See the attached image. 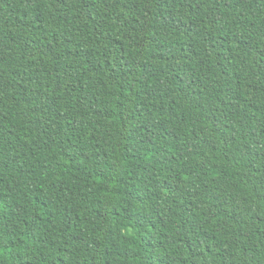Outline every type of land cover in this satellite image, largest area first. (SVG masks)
<instances>
[{
	"label": "trees",
	"instance_id": "1",
	"mask_svg": "<svg viewBox=\"0 0 264 264\" xmlns=\"http://www.w3.org/2000/svg\"><path fill=\"white\" fill-rule=\"evenodd\" d=\"M0 264H264V0H0Z\"/></svg>",
	"mask_w": 264,
	"mask_h": 264
}]
</instances>
